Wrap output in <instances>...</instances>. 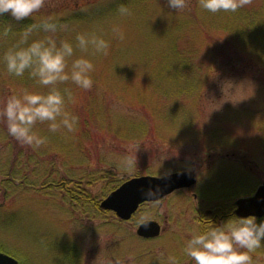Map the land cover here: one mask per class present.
<instances>
[{"label":"rangeland","instance_id":"obj_1","mask_svg":"<svg viewBox=\"0 0 264 264\" xmlns=\"http://www.w3.org/2000/svg\"><path fill=\"white\" fill-rule=\"evenodd\" d=\"M114 1L46 0L34 14L36 22L57 18V39L74 41L77 32H95L111 47L108 55L76 50L77 57L87 55L95 64L91 89L71 81L58 85L76 96L68 104L79 117L75 131L51 132L47 123L38 124L48 142L33 148L8 135L0 120V251L19 264H168L170 254L179 264H194L183 254L191 230L235 213L236 199L264 181L262 56L235 49L239 39L233 34L229 43H220L197 24L180 23L175 15L190 13L192 0L179 11L167 0L129 4L131 15L124 17L105 10ZM251 1L264 30V0ZM200 10L198 3L192 7ZM114 24L124 31L123 40L112 33ZM12 42H0V53ZM173 47L183 50L180 58L193 59L190 72H199L194 87L177 86L175 63L157 66L174 56ZM182 88L186 93L177 94ZM23 89L48 91L27 73L12 76L0 64V103ZM90 109L98 115L82 128ZM128 156H137L131 172L121 166ZM179 170H194L196 184L143 204L130 220L98 205L127 177ZM145 214L161 223L159 236L137 235ZM253 257L264 264V248Z\"/></svg>","mask_w":264,"mask_h":264},{"label":"clouds","instance_id":"obj_2","mask_svg":"<svg viewBox=\"0 0 264 264\" xmlns=\"http://www.w3.org/2000/svg\"><path fill=\"white\" fill-rule=\"evenodd\" d=\"M250 0H198L199 7L210 13L236 12ZM189 0H167L170 9L177 11L188 6ZM46 5V0H0V17L7 14L16 21L33 18V22L14 32L10 26L0 28V42L12 40L9 47L0 53V64L15 77L27 73L35 83L46 86L47 92L23 89L13 93L0 103V120L7 126V133L20 144L33 148L48 142V137L37 130L38 124L47 123L51 132L64 129L76 130L79 117L68 109L69 102L75 103L72 89L61 90L58 85L71 81L78 88L93 87L95 64L87 55L76 56V50L92 55H108L110 40L95 32H77L75 40L57 39L59 22L53 15L42 16L35 21L34 14ZM119 16L131 15L126 3L116 8ZM112 33L119 39L125 33L119 25L112 26ZM46 33L39 36V33ZM125 171L137 168V156L125 157L121 164ZM163 178L160 173L157 179ZM160 185L143 190L148 197H158ZM145 214L142 219H147ZM264 248V219L255 214L247 216L233 213L226 219L215 222L208 219L200 227L191 230L185 240L183 254L194 264H256L253 254ZM168 264H179L175 255L168 256Z\"/></svg>","mask_w":264,"mask_h":264},{"label":"trees","instance_id":"obj_3","mask_svg":"<svg viewBox=\"0 0 264 264\" xmlns=\"http://www.w3.org/2000/svg\"><path fill=\"white\" fill-rule=\"evenodd\" d=\"M129 1H135V2L128 3ZM150 1L151 0H116L112 4L107 5V8L105 10L107 12H109L108 10H112V9L115 10L120 2H123L126 4L128 3L127 5L137 4L139 7H142L144 6V4L149 3ZM251 2L252 1L250 0L249 3L245 4L244 7L238 9L236 12L220 11L218 13H210V12H207L206 10L201 9L199 12L200 14H199V13L192 11V7L198 3V0H192L191 5H190V13L178 12L179 14L175 16L177 17L180 23L193 22L197 24L199 27L203 28V33L205 34V36H211L212 38L218 37L220 40V43H224V42L229 43L228 37L231 38L232 37L231 34L235 35L236 38L239 39L238 43H235V49L237 47H241L242 49L240 50H243L246 48L248 49L250 53L254 55L259 54V56H262V58L261 57L260 58L264 62V44L262 43L264 41V38L262 37V32L264 30L259 24L260 22L258 21V15H256L257 16L256 17L254 13V9L256 8L257 3L255 1L253 3ZM181 16L182 18L180 19ZM212 20H214V22ZM32 22H33V19L31 18H26L24 21H16L14 18H11L10 16H7L6 14L5 16L0 17V28L5 27V26H10L13 30L19 27L22 29ZM175 24H176V21H175ZM176 26L179 27L178 22ZM8 41H12V40H8ZM242 43L247 44L249 47H246V46L244 47ZM172 49L175 52L174 56H168L170 60L169 59H166L164 61L159 60L157 66L160 65L163 68H167L171 64L175 63L176 66L174 67V76L175 78H177V81H178L177 86L178 87H194L198 81L199 72L197 71L195 75H193L194 74L193 67L191 68L193 73L190 72L189 64L193 61V59L192 58H180L181 56H179L178 54H180V51L183 52V50L177 47H173ZM162 57L166 58V56H162ZM186 91L187 90L183 91V88H182V89H179L177 94L183 95L186 93ZM79 115L83 116L84 112H80ZM87 115H88L87 119L81 121L82 128H85L89 124V119L91 117H97L98 111L95 109H90ZM83 119H84V116H83ZM56 146L58 148V145ZM78 174H81V173H78ZM20 181L24 182L23 180H20ZM63 183L65 182L62 181L61 183L62 187L65 188V185ZM67 188H70V187H67ZM150 203H154V202H150ZM145 204H148V203H145ZM218 209L219 208L215 207L213 213L215 212V210H218ZM216 217H217V214L215 215V218ZM258 219H264V217L258 218Z\"/></svg>","mask_w":264,"mask_h":264},{"label":"water","instance_id":"obj_4","mask_svg":"<svg viewBox=\"0 0 264 264\" xmlns=\"http://www.w3.org/2000/svg\"><path fill=\"white\" fill-rule=\"evenodd\" d=\"M158 176L142 174L125 179L99 202V207L113 211L122 220H129L141 204L159 201L174 190L189 188L196 182V173L193 170L170 172L161 175L163 177L161 179H157ZM156 185H160L163 190L158 197H148L143 194V190ZM235 206L236 215L255 214L257 217H264V181L253 194L236 199ZM161 230L159 221L146 219L139 224L136 232L141 237L150 238L159 236ZM0 264H19V261L14 256L0 251Z\"/></svg>","mask_w":264,"mask_h":264}]
</instances>
